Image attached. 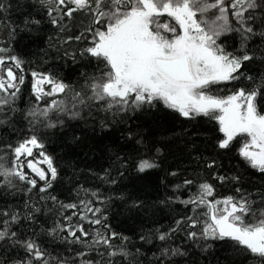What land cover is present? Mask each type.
<instances>
[{"label": "snow or ice", "instance_id": "1", "mask_svg": "<svg viewBox=\"0 0 264 264\" xmlns=\"http://www.w3.org/2000/svg\"><path fill=\"white\" fill-rule=\"evenodd\" d=\"M13 9L23 11L19 22L10 19ZM43 24L52 34L34 67L28 46L17 50V36ZM0 29V129L7 133L0 136V264H183L193 249L221 251L215 264H264V184L249 190L239 174H220L216 155L234 153L264 176V0H0ZM53 59L94 66L66 82L54 65L43 67ZM165 110L181 122L172 135L189 155L198 148L194 136L208 141L214 154L194 159L211 179L238 186L216 198L200 172L190 178L179 166L163 169L159 203L190 214L141 227L137 242L108 223L106 206L119 199L130 211L145 207L125 181L162 169L165 153L134 118ZM88 119L98 135L117 124L123 130L116 145H104L107 166L80 169L98 183L79 184L75 202L65 203L60 194L71 201L72 189L63 187V169L77 173L48 150V133ZM186 125L200 127L193 133ZM66 139L82 142L75 133Z\"/></svg>", "mask_w": 264, "mask_h": 264}, {"label": "trees", "instance_id": "2", "mask_svg": "<svg viewBox=\"0 0 264 264\" xmlns=\"http://www.w3.org/2000/svg\"><path fill=\"white\" fill-rule=\"evenodd\" d=\"M19 3L24 4L26 0H18ZM23 17V11L20 9H13L10 19L14 22H19ZM38 18V17H37ZM52 34L51 27L47 24H43L39 29H34L33 33H19L17 36V50H20L21 46L27 45L26 51L30 58L34 61V67L41 66V58L43 57V50L47 47V36ZM4 35L3 30L0 29V43H3ZM47 59V57H45ZM58 70L64 77L69 78L66 82L76 80L80 74V70L91 71L94 65H86L83 62L73 64L70 60L65 62L60 59H53L51 63L43 65V67H53ZM30 79V77H29ZM169 110L164 112L153 114L151 116H145L142 113H137L134 118L136 123L146 129V135L151 137L153 142L157 146L164 149V156L162 158V169L153 170L148 173L129 176L125 181V187L132 193L133 196H138L145 201V207L142 210H129L127 203L119 199H113L107 206L105 215L108 216V223L117 232H123L124 235L131 236L134 241L138 242V234L141 231V227L145 231L148 229L167 226L173 220V218H179L180 214L188 212L190 214V208L185 209L180 204L165 205L159 203L163 199L165 189L161 184V180L164 179L163 169L173 168L179 166L184 171V175H188L191 178V174L194 172H200L203 178L208 179L209 182L216 186V198H222L227 195H233L234 189L238 185L233 183H226L220 185L218 182L211 179V175L205 170L204 162L194 159L203 151L205 156L213 155L211 148L208 146V141L205 140L203 134L193 137V143L198 148L188 154L185 145L182 140L172 135L173 132H179L181 130V122L174 120L169 114ZM102 118V116L100 117ZM192 129L195 133L199 125H186ZM218 126V125H217ZM95 127L97 132H93L92 128ZM98 123L96 120L88 119L87 121H76L65 129L64 131L54 130L48 133L51 142L48 145L50 152L58 153L64 157L65 161L71 162L75 166L76 175H73V169L65 167L63 169V175L65 179L63 181V187L72 189L71 201L65 193L60 194V199L65 203L75 202V188L79 184H84V187L91 188L98 181L88 179V177L80 173V169H85L89 166L95 167L96 162L108 164V153L104 148V145L114 146L117 144L120 138V132L123 127L117 124L112 130L106 134L98 135ZM72 133L80 135L82 142L79 146H74L68 143L67 139ZM0 136H7L2 129H0ZM162 137H169L168 139L161 140ZM87 153V155H86ZM94 153V155H93ZM217 162L219 165L220 174H239L242 180V186L249 190H255V188L261 184H264V176L259 174L253 169H248L240 164L239 158L234 153L229 154H216ZM239 172L237 173V169ZM98 170V169H97ZM71 177L69 181L67 178ZM183 177L176 179L168 178V182L178 183ZM106 187V186H105ZM191 191H195L193 187ZM168 194L171 195V189H168ZM182 198L186 199L187 195H182ZM70 214V211L69 213ZM45 219L51 220L49 217H42L40 223H43ZM88 228V225H85ZM182 239V237H181ZM119 243V241H114ZM152 248L151 245H145L144 250ZM219 248V245H217ZM154 250V249H153ZM151 253L149 252V255ZM216 257H223L221 251H217L214 254L201 253L199 249H193L191 257L185 259L183 264H215Z\"/></svg>", "mask_w": 264, "mask_h": 264}]
</instances>
